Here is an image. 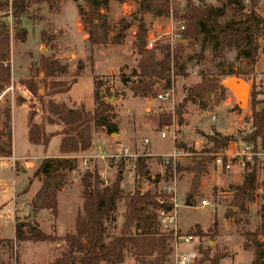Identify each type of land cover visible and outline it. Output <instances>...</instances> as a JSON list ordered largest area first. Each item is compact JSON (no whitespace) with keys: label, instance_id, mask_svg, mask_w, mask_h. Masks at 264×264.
<instances>
[{"label":"rangeland","instance_id":"1","mask_svg":"<svg viewBox=\"0 0 264 264\" xmlns=\"http://www.w3.org/2000/svg\"><path fill=\"white\" fill-rule=\"evenodd\" d=\"M222 1L203 0V4L220 7L223 5ZM136 9L137 5L132 1L109 2L104 13L110 24L117 28V22L124 18L131 22L132 26L125 33L123 45L106 48L90 47L87 41V31L81 24V14L86 10L84 0L75 3L72 0H62L52 8L43 3H30L20 23V28L26 31L24 42L14 38L19 29H15L17 24L11 16L5 17L0 13V22L5 23L10 35L11 70L10 84L0 92L11 84L14 88L13 94L5 93L0 103V134L5 120L3 112L8 109L10 115L12 114L13 153L18 158L27 157L25 160L14 161L3 158L0 151V229L3 230V237H14V216L20 221H35L47 234L53 232V227L58 237L72 233L76 214L82 209L81 178L86 170H95L106 184L113 182L117 175L122 176L123 199L116 203L111 216L105 221V243H109L118 234L123 222L126 196L132 194L135 189L151 195L172 194L179 201L174 213L178 231L184 235H195L198 228L206 233L203 237L197 236L198 241L194 245L179 247L178 253H187L195 248L198 251V259L195 262L197 263L201 250L210 247V256H224L218 264H250L253 250L243 249L246 240L244 234L255 232L263 221L259 210L264 205V143L257 144L259 189L254 193L252 201L247 203L246 214L234 217L229 215L231 211L234 214L238 212L233 208V194L234 188L243 181L245 169L232 168L227 171L218 167L213 160L200 180V187L194 198V204L197 206L193 207L185 205L192 174L176 173V168L197 161L202 152L211 146L208 136H211L213 131L234 136L237 139L235 144L241 143V138L250 133V94L254 92L257 101L264 99V42L261 41L256 63L251 64L243 58H237L236 49L217 54L212 44L201 38L192 47H186L178 61L173 63L169 89L172 94H169L168 99L158 100L157 96L147 99L135 98L130 92V84L136 80L133 73L137 71L138 62L133 47L137 30V24L133 21ZM257 12L264 17V0L258 1ZM241 18V14L226 12L218 21L224 24ZM180 21L172 14L158 18L149 13L144 15L146 44L150 42L153 48H158L157 60H161L165 54L164 46H178L176 43L171 44L170 35L175 32ZM41 57L56 60L67 66V73L59 75L58 81L71 80L78 61L84 63L78 84L65 95L46 97L45 102L52 99L64 103L69 108L82 106L91 111L95 108L94 83L99 82V94L113 106L115 122L118 125L116 136L107 135L101 129L95 130L92 148L73 157L75 163L70 171L66 172V178L58 193L56 220H53L48 211H41L35 217L31 216L29 204L41 185L40 180L32 179L28 191L23 192L31 180L35 166L39 164L37 157L41 154L40 150L31 149L25 139L27 114L29 110L35 111L34 121L37 123L45 118V114L38 100L25 90L21 81L42 77L38 68ZM229 72L235 75L226 76ZM122 76L128 80L126 85L121 82ZM204 77H216L220 85L227 79L241 80L250 89L247 104L238 106V92L232 88L234 93L226 90L219 102H216L213 95L207 94L194 102L185 103L180 108L186 89L199 84ZM156 89L158 94L167 92ZM39 94L43 95L44 91L41 90ZM18 98L24 100L21 106L16 104ZM257 109H261V105H258ZM167 118L169 125L161 127ZM47 127L49 131L60 129L57 125ZM163 131H166L165 139L160 138ZM4 140L0 135V147L3 146L2 143L5 144ZM232 145L233 143L229 146ZM188 149L194 153H189ZM125 150L127 153L124 156ZM51 152L57 153L56 139L50 144L48 153ZM173 153L177 154L175 159L170 157ZM227 154L231 156L232 149ZM140 156L147 157L148 173L144 176H139L135 167V160ZM166 160L170 161L171 169H167ZM83 161L87 162L86 167L83 166ZM120 163L123 164L122 168ZM168 188H174V193L169 192ZM201 200L208 201L209 205L201 208ZM145 208L151 213L148 205H145ZM262 241L259 239V242ZM64 251L65 246L62 243H14V240H11L10 244L0 248V264H16L17 257L19 264H52ZM132 252V247H127L124 251V262L113 264H133ZM173 255L174 248L172 264Z\"/></svg>","mask_w":264,"mask_h":264},{"label":"trees","instance_id":"2","mask_svg":"<svg viewBox=\"0 0 264 264\" xmlns=\"http://www.w3.org/2000/svg\"><path fill=\"white\" fill-rule=\"evenodd\" d=\"M62 0H0V13L3 16H11L15 29L19 32L14 38L20 42L25 41L26 31L20 28L22 17L27 13L30 3L45 4L52 8ZM74 3L79 0H72ZM111 0H84L86 10L81 14V24L87 31V41L90 47L106 48L123 45L126 31L131 28L132 23L126 19H120L115 28L104 13ZM118 2L132 1L137 5L133 21L137 24L135 33L134 50L138 56L137 71L133 73L135 82L130 84V92L135 98H156L157 89L166 91L171 88L170 72L175 61L182 56L186 47H192L196 41L203 38L204 41L212 44L217 54H222L228 49H236L237 58H243L251 64L257 61L261 48V41L264 42V17L257 12L259 0H223V5L214 7L203 4V0H186L182 14L174 9L172 15L177 20L185 22V30L181 35V42L177 47L164 46L166 51L161 60L156 59L158 48L147 49V29L144 22V15L152 14L154 17H169L171 8L168 0H114ZM226 12L241 14L242 18L231 20L227 23H219ZM186 42V44H183ZM91 63L92 53L90 55ZM41 78L21 81L25 90L38 100L45 118L39 123L34 121L36 112L29 110L27 114V140L30 144L40 146L46 150L53 137H59V155L56 158L42 159L32 173L28 186L32 179L41 181V185L30 201V213L35 217L41 211H48L53 220L58 216V193L66 178V172L70 171L75 163L73 156L88 152L92 148L93 132L97 129L103 130L107 135L118 134V125L115 122L116 114L113 106L107 103L99 94L100 83H94L95 108L91 111L84 107L69 108L64 103L55 102L52 99L57 95L67 94L77 82V78L84 70L83 61H78L76 72L69 81H58L59 75L67 73V66L56 60L41 57L38 64ZM232 72L226 76H234ZM10 35L4 22H0V91L10 84ZM157 81L160 82L157 84ZM123 85L128 80L122 76ZM43 90L44 94H39ZM226 89L219 84L216 77H204L199 84L186 89L182 105L187 102H194L204 95H213L216 102H219L225 95ZM111 95V94H110ZM264 96V92H263ZM24 103L23 99L16 100L17 106ZM261 105V109H257ZM251 106V131L241 138L242 142L251 144L253 152L257 153V144L264 143V99L256 100L254 92L250 94ZM4 122L2 124L1 136L5 144L0 147L2 157L11 156V115L10 110H4ZM47 125H57L60 129L53 133L46 132ZM169 125L167 118L161 126ZM234 136L222 135L213 131L208 136L209 148L204 150L200 158L191 165L176 168V173L187 172L192 174L189 191L185 198V205L192 206L194 198L200 187L201 178L207 173V166L215 155L224 152L227 147L236 142ZM5 145V146H4ZM5 147V148H3ZM194 153L192 150H187ZM147 157L140 156L135 160V167L139 176L147 175ZM225 162V159H224ZM171 169V163L166 164ZM123 164L120 163V168ZM257 158L247 163L242 183L234 188L233 208L238 212H230V216H238L247 213V203L252 201L254 193L259 189ZM122 170V169H120ZM122 176L117 175L113 182L106 184L98 173L86 170L81 178L82 186V209L76 214L74 230L63 237L54 233H45L39 228L35 221H20L15 216L14 243H62L65 251L54 260L52 264H113L124 262V251L132 247L134 257L133 264H172L173 237L169 232H163L160 227L159 211H171L172 206L166 201L168 194L141 193L135 189L132 194L126 196L123 222L118 234L109 243H105L106 226L105 221L111 216L116 203L123 199ZM145 205L151 209L147 212ZM262 223L253 233L244 234L246 240L243 244L244 250H253V259L250 264H264V205L260 207ZM190 234V233H189ZM198 237L206 235L200 229L195 233ZM262 239V242H259ZM11 240L0 239V248L10 244ZM211 248L201 250V257L195 264H218L224 257L221 254L210 256ZM16 264H19L18 257Z\"/></svg>","mask_w":264,"mask_h":264},{"label":"built area","instance_id":"3","mask_svg":"<svg viewBox=\"0 0 264 264\" xmlns=\"http://www.w3.org/2000/svg\"><path fill=\"white\" fill-rule=\"evenodd\" d=\"M169 6L171 8V14L173 9L178 12L179 14H182V10L184 8L186 0H168ZM173 16V15H172ZM185 30V22L183 20L180 21L178 24L177 29H175V32L170 35L171 44H179L181 42V35ZM153 45L150 42H147V49H152ZM10 92L13 94L14 88L11 84L9 87H7L3 92H0V103L2 101L3 96L5 93ZM169 94H172L170 90H167L165 93H161L157 95L158 100H166L169 98ZM213 119H215L213 117ZM161 139L166 138V131H163L160 134ZM232 144V143H231ZM232 149L231 156L227 154L229 150ZM123 154L124 156L126 155ZM258 153L253 152V147L251 144L241 142L239 144L233 143L232 146H228L224 152L219 153L215 155V164L220 167L221 169H225L227 171L231 170L232 168H238V169H245L246 164L252 162L253 158H257ZM172 159H175L177 157L176 153H173L170 156ZM225 159V162H224ZM169 160L165 161V164H169ZM83 166H87V162L83 161ZM169 192L174 193V188H168ZM179 201L177 198L172 195L168 194V198L166 201H162L161 203H167L168 205L172 206L171 211H165L161 210L159 211V221H160V227L163 232L171 233L173 237V248H174V264H195L196 260L198 259V251L193 248V250H190L187 253H178V248L184 245L192 246L198 241V237L195 235L190 234H182L178 231L177 225H176V215L175 210L179 206ZM209 205V202L206 200L200 201V207H206ZM193 207H196V203L192 205Z\"/></svg>","mask_w":264,"mask_h":264},{"label":"crops","instance_id":"4","mask_svg":"<svg viewBox=\"0 0 264 264\" xmlns=\"http://www.w3.org/2000/svg\"><path fill=\"white\" fill-rule=\"evenodd\" d=\"M82 77V76H81ZM81 77H79L78 78V80H77V82L75 83V85H77L78 84V82H79V80L81 79ZM74 85V86H75ZM73 86V87H74ZM72 87V88H73ZM71 91V90H70ZM69 91V92H70ZM68 92V93H69ZM47 127V126H46ZM11 128H12V114H11ZM46 132H48V133H53V132H56L55 130L54 131H49L48 130V127H47V131ZM24 136H25V139L27 140V118H26V129H25V131H24ZM11 137H12V140H13V134H12V131H11ZM119 137H121V135H119ZM57 140V153H54V152H51V153H48V150L50 149V144H51V142L53 141V140ZM28 141V140H27ZM59 142H60V138L59 137H53L51 140H50V142H49V144H48V146H47V148H46V150H43V148L42 147H40V146H35V145H32V144H30L29 142V144L31 145V149H34V151H36V150H40L41 151V154L37 157L38 158V160H39V162L42 160V159H44V158H56V157H60V155H59V151H58V147H59ZM12 146H13V143H12ZM55 149L53 148V151H54ZM76 156V155H75ZM75 156H73V157H75ZM3 158H6V159H12V160H14V161H19L20 159L21 160H25L27 157L25 156V157H22V158H18V157H16L15 155H14V153H13V148H12V150H11V156L10 157H3ZM31 164V163H30ZM31 166H32V164H31ZM34 167V166H33ZM37 167V165L35 166V168ZM35 168H34V170H35ZM40 187V186H39ZM38 187V188H39ZM38 190V189H37ZM36 190V191H37ZM36 193V192H35ZM0 209H1V207H0ZM1 212V211H0ZM14 219H15V216H14ZM13 219V220H14ZM1 224L2 223H0V228L2 227L1 226ZM14 224H15V221H14ZM2 232H3V230H1L0 229V239H2V240H14V237L13 238H5V237H3L4 235L2 234Z\"/></svg>","mask_w":264,"mask_h":264},{"label":"water","instance_id":"5","mask_svg":"<svg viewBox=\"0 0 264 264\" xmlns=\"http://www.w3.org/2000/svg\"><path fill=\"white\" fill-rule=\"evenodd\" d=\"M159 83L160 82L157 81V84H159ZM221 86L223 88H225L226 90H230L233 93H234V91H232V88L237 90L238 100H240V103H238V106L243 105V104H247V99L249 97L250 89L241 80H239V79H227V80H225V82H223V84H221ZM112 135L116 136L117 134H112Z\"/></svg>","mask_w":264,"mask_h":264}]
</instances>
